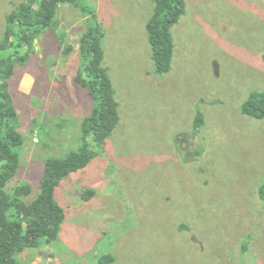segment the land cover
Masks as SVG:
<instances>
[{
  "label": "rangeland",
  "instance_id": "374dc122",
  "mask_svg": "<svg viewBox=\"0 0 264 264\" xmlns=\"http://www.w3.org/2000/svg\"><path fill=\"white\" fill-rule=\"evenodd\" d=\"M26 1L0 0V42L7 16ZM80 3L60 6L9 81L24 137L9 191L28 184L24 200H36L47 161L82 146L95 108L76 82L90 11L104 31L121 120L56 189L66 216L57 241L41 239L20 264H264V119L242 111L264 92V0H186L163 76L147 30L155 0Z\"/></svg>",
  "mask_w": 264,
  "mask_h": 264
},
{
  "label": "trees",
  "instance_id": "16d2710c",
  "mask_svg": "<svg viewBox=\"0 0 264 264\" xmlns=\"http://www.w3.org/2000/svg\"><path fill=\"white\" fill-rule=\"evenodd\" d=\"M81 0H27L7 16L5 36L0 42V264H20L19 257L29 249L57 241L65 222V212L55 197L56 189L72 173L86 168L108 138L119 126L120 103L109 70L104 66V31L92 11L91 25L81 38L82 69L76 82L87 89L95 108L83 123L82 146L65 158L47 161L41 182V193L31 203L28 184L9 191L20 169V151L24 145L19 131V115L12 103L10 79L17 64L26 62L36 50L39 37L54 27L61 5L80 6ZM187 9L186 0H155L148 23L149 42L157 75L169 74L173 67L175 42L172 29L179 24ZM244 114L264 119V92L255 91L242 105ZM204 125L203 116L195 118V131ZM195 133V134H196ZM264 199V184L260 188ZM94 192L85 194L90 199Z\"/></svg>",
  "mask_w": 264,
  "mask_h": 264
}]
</instances>
